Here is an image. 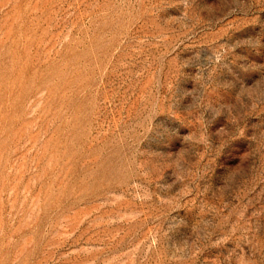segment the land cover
Wrapping results in <instances>:
<instances>
[{
    "label": "rangeland",
    "instance_id": "rangeland-1",
    "mask_svg": "<svg viewBox=\"0 0 264 264\" xmlns=\"http://www.w3.org/2000/svg\"><path fill=\"white\" fill-rule=\"evenodd\" d=\"M0 264H264V0H0Z\"/></svg>",
    "mask_w": 264,
    "mask_h": 264
}]
</instances>
